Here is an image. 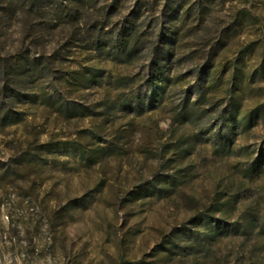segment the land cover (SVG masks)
Returning a JSON list of instances; mask_svg holds the SVG:
<instances>
[{
  "label": "rangeland",
  "instance_id": "374dc122",
  "mask_svg": "<svg viewBox=\"0 0 264 264\" xmlns=\"http://www.w3.org/2000/svg\"><path fill=\"white\" fill-rule=\"evenodd\" d=\"M201 1L0 0V264H264V0Z\"/></svg>",
  "mask_w": 264,
  "mask_h": 264
},
{
  "label": "trees",
  "instance_id": "16d2710c",
  "mask_svg": "<svg viewBox=\"0 0 264 264\" xmlns=\"http://www.w3.org/2000/svg\"><path fill=\"white\" fill-rule=\"evenodd\" d=\"M80 1V0H79ZM209 3L205 0H202L199 4V11H200V16L203 17V14L205 13V10L208 8ZM177 9V8H176ZM133 29L127 31V33L125 35H123V37H121L118 41H119V47L118 49L123 52L124 54H126L127 56H131L133 49L131 47V42L136 39V42H138V36L139 34L135 31L137 28L132 27ZM177 30H170L167 34L166 37L167 39L170 38V35L172 36L173 34H176ZM165 36V35H164ZM108 38H111L110 36ZM166 39V40H167ZM168 42V41H167ZM98 43L101 44V40L98 39ZM174 54V45L172 42H168L167 45H165L162 50H160V52L158 53V57L156 60H154L151 64V78L152 80L156 79L158 81H168L169 80V76H167L165 74V67H166V63L165 61L169 59V57H172ZM29 56L26 54H19L16 55V57L12 58L10 60L9 63V68H11V70H9L10 72V77L4 85L2 87V94L5 95V97L10 98L12 97L15 93L18 92V90L14 89L13 83L15 82H21L23 79L27 78L28 76H31L32 74H35V70L37 69V65L38 63L33 60L32 62H29L25 68L23 66V64L25 63L24 61L27 60L29 61ZM13 78V79H12ZM206 81V80H204ZM10 93H7V92ZM149 89L147 88L146 91L143 93L145 96L148 94ZM19 96V95H18ZM205 97V95L203 93H199L197 98L195 99L194 103H198L200 104L202 99ZM150 104H152V99H150V97H148ZM5 106V98H0V107ZM10 110V109H9ZM8 110V111H9ZM6 111L9 116V112ZM185 111V110H184ZM226 113L228 114V116H231L232 113H228L223 111V113L220 114V116L218 117L222 123L224 124V126H228L229 122L231 121V118H233V114L232 117H228L226 115ZM192 116V113H191ZM186 117H189V115H186ZM263 154V152H262ZM263 155H261L260 157H258L254 162L253 165H255L253 167V171H259V167L261 166L262 160H263ZM219 210V209H218ZM205 217H210L209 214H203L198 216L196 219L200 220V219H204ZM232 229V228H231ZM234 230V229H232Z\"/></svg>",
  "mask_w": 264,
  "mask_h": 264
}]
</instances>
